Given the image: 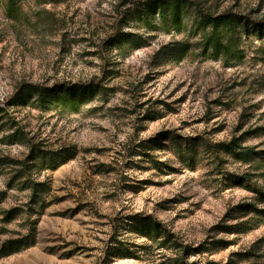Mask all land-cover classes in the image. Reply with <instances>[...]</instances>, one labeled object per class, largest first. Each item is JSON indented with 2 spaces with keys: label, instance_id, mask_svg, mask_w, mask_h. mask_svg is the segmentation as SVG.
I'll return each mask as SVG.
<instances>
[{
  "label": "rangeland",
  "instance_id": "rangeland-1",
  "mask_svg": "<svg viewBox=\"0 0 264 264\" xmlns=\"http://www.w3.org/2000/svg\"><path fill=\"white\" fill-rule=\"evenodd\" d=\"M139 1L0 0V123L14 117L27 138L23 144L4 141L7 128L0 130V191L6 190L0 249L8 240L33 236L30 246L0 253V264H159L158 255H105L116 221L136 212L164 222L189 245L210 247L200 259L264 264V215L235 217L242 203L264 210V202L230 178L249 173L264 191V45L247 34L238 41V54L214 57L202 30L194 28L193 7L186 6L171 28L156 16L142 24ZM195 1L213 15L264 20V0ZM114 33H130L142 44L134 47L131 37H122L125 53L118 54L107 44ZM178 51H184L180 58ZM93 81L110 91L77 109L50 96L61 84ZM22 88L33 94L30 102L7 106ZM164 131L179 141L202 139L196 160L187 164L174 149L155 152L168 165L162 172L129 154L138 141ZM244 132L243 145L259 153L253 168L223 152L221 166L212 162L214 145ZM30 144L76 149L56 169L30 173L48 186L41 207L30 203L28 190L6 188L10 168L2 159L23 160ZM102 165L113 170L98 171ZM11 208L17 214L3 222ZM119 238L141 242L126 233Z\"/></svg>",
  "mask_w": 264,
  "mask_h": 264
},
{
  "label": "trees",
  "instance_id": "trees-1",
  "mask_svg": "<svg viewBox=\"0 0 264 264\" xmlns=\"http://www.w3.org/2000/svg\"><path fill=\"white\" fill-rule=\"evenodd\" d=\"M186 6H191L197 13V21L195 23V30H202L201 39L204 41L205 48H210L214 57L220 55H232L235 51L239 53L238 41L247 34H253L259 37L260 45H264V20H254L251 17L239 13L225 12L217 15L211 14L201 7L195 0H141L137 3V11L140 22L142 24H151L154 17H158L159 21L165 27L170 26L176 28L180 21L181 13ZM131 45L134 47L140 46L142 43L132 39ZM124 33H114L107 40L112 50H116L118 54L124 55L125 49H122L123 43L121 38H127ZM121 45V46H120ZM184 51H178L177 56L180 58ZM107 73H110L107 71ZM107 90L99 81H93L86 84H61L51 91L50 96L55 99L60 105L68 106L69 108L77 109L81 104L88 100L101 97ZM33 94L28 89L22 90L7 100V106H22L30 102ZM41 100V95L38 97ZM48 100V98H46ZM42 103V101H38ZM58 103H55L58 105ZM59 105V106H60ZM5 111V107H0V112ZM146 117H148L146 115ZM2 119V117H0ZM5 120L0 123V130L6 126L8 133L4 134L2 138L4 141L25 143L27 138L20 127H18L14 117H4ZM0 119V121H1ZM7 124V125H6ZM17 125V126H16ZM248 134L250 131H247ZM247 133H242L239 137L231 138L227 142L218 143L215 146L213 154V163L221 166L224 162L219 157V153L223 152L229 155L234 162L254 167L255 160L259 157V153L254 150V147L243 145L244 136ZM187 140H190L188 142ZM202 139L199 137L182 139L179 141L176 134L171 131L159 132L156 135L145 140L138 141L130 155L139 156L138 162L147 163L150 168L164 172L168 169L166 163L158 161L155 152H165L169 149L177 150L184 157L182 161L187 164L194 162L195 154L199 152V146L202 144ZM208 149V148H207ZM76 154V149L71 146L59 147L57 149H48L35 144H30L27 155L23 160L8 158L2 159V163L9 166L6 174L8 176L6 182L7 189H16L18 191H29L30 203L41 207L44 203V195L48 191L46 182L35 180L30 173H40L42 170H53L73 158ZM194 160V161H193ZM113 168L108 165H102L98 171L109 172ZM233 183L241 184L248 188L253 193L259 196V199L264 202V191L260 190L254 181H251L249 173H244L242 176L230 174ZM144 182L141 181L140 187H143ZM6 190L0 191V202L4 199ZM236 218L240 213H256L260 216L264 215V210H258L250 203H242L239 205ZM18 209L11 208L4 211L2 221H10L17 214ZM256 218L250 216L249 222L254 223ZM225 229H230L231 226H225ZM115 233H112L106 243L105 255L106 257H117L125 259H139L142 257H149L158 255L161 258L159 264H217L208 259H200V254L208 252L210 247L201 245L192 246L185 243L179 236L164 222L156 219L151 214L136 212L125 214L119 218L114 224ZM122 233L131 235L133 238L141 239V242L136 243L128 239H120ZM33 236L27 235L18 239H11L6 242V246L0 249V253L8 255L19 251L20 249L30 246ZM31 239V240H30ZM217 242V241H215ZM213 244V243H209ZM215 246V245H213ZM194 258L190 260V258Z\"/></svg>",
  "mask_w": 264,
  "mask_h": 264
}]
</instances>
